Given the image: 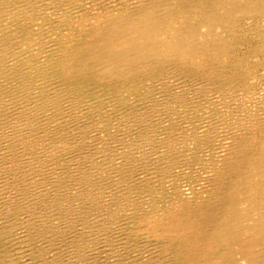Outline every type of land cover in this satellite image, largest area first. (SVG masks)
I'll list each match as a JSON object with an SVG mask.
<instances>
[{
    "label": "rangeland",
    "instance_id": "1",
    "mask_svg": "<svg viewBox=\"0 0 264 264\" xmlns=\"http://www.w3.org/2000/svg\"><path fill=\"white\" fill-rule=\"evenodd\" d=\"M150 1L0 0V264H264V0H170L183 49L85 72Z\"/></svg>",
    "mask_w": 264,
    "mask_h": 264
},
{
    "label": "bare ground",
    "instance_id": "2",
    "mask_svg": "<svg viewBox=\"0 0 264 264\" xmlns=\"http://www.w3.org/2000/svg\"><path fill=\"white\" fill-rule=\"evenodd\" d=\"M169 1L170 0H152L149 2L148 5H143L141 6L136 13H133L131 16L128 15L126 18H128L125 23H123L119 29L117 31V33L121 34L120 35V39L122 44H123V48L121 49V51H117L115 49H111L109 53H107L106 55H100V54H94L93 56H91L92 61L90 60L89 63L84 67L85 68V72L88 69H99V75L97 76L100 79L103 78H108L109 76H112L114 74H117L118 72H123L126 69H128L130 66L132 65H137L139 67H142L143 65H145L144 61H147L148 58H152L155 57L157 60L159 59H164L167 56H169L171 53H174L176 51H179L180 47L184 48V46H181L179 43L175 44L173 42V32H175L177 35V31L176 30H170L169 26L167 25L166 19L167 16L170 13L169 10L171 9L169 7ZM234 1V0H233ZM259 1V0H258ZM2 2V1H1ZM29 2V1H28ZM246 2V1H245ZM3 3V2H2ZM215 3V4H214ZM212 5L216 6V7H220L221 3L220 2H214ZM222 4H226L225 2H222ZM228 6V5H227ZM29 7V6H27ZM250 9H256V5L255 7L253 6V4H251ZM157 8H164L165 12H163L165 15L164 17L160 18L159 22H156V20L153 19V16H151V14L154 12V10H156ZM49 9V8H48ZM218 9V8H217ZM212 10L209 13H204V15L201 17L200 20V24L205 26L206 28H212L215 26L216 23H218V20L221 21V17H223V19L225 20L226 17H231V15L228 13V15L226 14H222L221 17L220 16H216L217 14L215 12L212 11H218V10ZM136 10V9H135ZM9 11V10H8ZM17 11V10H16ZM29 11V10H28ZM31 11V9H30ZM191 10H186V14H188ZM168 13V14H167ZM21 14V13H20ZM51 15V14H50ZM167 15V16H166ZM4 16V15H3ZM125 16V15H124ZM1 17V16H0ZM56 18V17H55ZM23 19V17H22ZM11 20V19H10ZM15 20V19H14ZM25 20V17H24ZM235 20V19H234ZM22 21V20H21ZM59 21V20H58ZM140 21H145L147 23H143L141 25H139ZM16 23V22H15ZM22 23V22H21ZM37 24V23H36ZM1 25V24H0ZM127 27V28H122V27ZM5 27V25H4ZM17 27V26H16ZM28 27V26H26ZM32 28V27H31ZM217 28V27H216ZM219 28V27H218ZM5 29V28H4ZM30 29V28H29ZM8 31V30H7ZM11 31V29H10ZM31 31V29H30ZM18 32V31H17ZM10 33V32H9ZM12 34V33H10ZM35 34V33H34ZM3 35V34H2ZM1 35V36H2ZM6 35V34H5ZM13 36V35H11ZM115 36V35H114ZM13 38V37H12ZM11 38V39H12ZM27 38V37H26ZM42 38V37H41ZM40 38V39H41ZM6 39V38H3ZM1 42V41H0ZM4 42V41H3ZM44 42V41H43ZM12 43V42H10ZM187 44V42H186ZM7 45V44H6ZM2 46V45H1ZM9 46V45H8ZM7 46V47H8ZM187 46V45H186ZM188 47V46H187ZM182 48V49H183ZM4 49V48H3ZM13 49V48H12ZM7 52V51H6ZM5 51H3V53H6ZM10 52V51H9ZM18 52V51H17ZM14 54V53H11ZM32 54V53H31ZM29 55V54H28ZM12 56V55H10ZM18 57V55H17ZM27 60V59H26ZM3 61V59H2ZM103 61V62H101ZM170 61V60H169ZM8 62V61H7ZM171 62V61H170ZM38 63V61H37ZM15 64V63H14ZM23 64V63H22ZM44 64V63H43ZM28 65V64H27ZM260 65V64H259ZM17 66V65H16ZM4 69V68H3ZM4 71V70H3ZM181 71V70H180ZM21 72V71H20ZM26 72V71H25ZM167 72V71H166ZM256 72V71H255ZM170 73V72H169ZM179 73V72H178ZM5 75V74H3ZM253 76V75H252ZM9 78V77H8ZM11 78V77H10ZM20 78V77H19ZM182 79V78H181ZM178 80V79H177ZM208 80V79H207ZM206 80V81H207ZM38 81V80H37ZM11 82V81H10ZM214 82V81H213ZM8 83V82H7ZM56 83V82H55ZM231 83V82H230ZM57 84V83H56ZM147 84V83H146ZM213 84V83H211ZM28 85V84H27ZM206 85V84H205ZM247 85V84H246ZM210 86V85H209ZM227 86V84H226ZM245 86V85H244ZM7 88V87H6ZM22 88V87H21ZM217 88V87H216ZM220 88V87H219ZM218 88V89H219ZM252 89V88H251ZM248 89V90H251ZM223 90V89H222ZM240 90V89H239ZM22 91V90H21ZM71 91V90H70ZM211 91V90H210ZM225 91V90H224ZM6 92V91H5ZM220 92V91H219ZM205 93V92H204ZM225 93V92H224ZM232 93V92H231ZM2 94V93H1ZM19 94V93H18ZM208 94V93H206ZM217 94V93H216ZM5 95V94H3ZM63 95V94H62ZM219 95V93H218ZM224 95V94H223ZM20 96V94H19ZM30 96V95H29ZM25 97V96H24ZM71 97V96H70ZM4 98L5 97H1ZM49 98V97H48ZM7 99V98H6ZM30 99V98H29ZM11 100V99H10ZM18 100V99H17ZM53 100V99H52ZM1 101V100H0ZM3 101V100H2ZM6 101V100H5ZM27 101V100H26ZM33 101V100H32ZM63 101V100H62ZM45 102V101H44ZM52 102V101H51ZM49 103V102H48ZM70 103V102H69ZM5 104V103H4ZM33 104V103H31ZM35 104V103H34ZM39 104V103H38ZM2 105V104H0ZM9 105V104H8ZM29 105V104H28ZM32 106V105H31ZM30 106V107H31ZM45 106V105H44ZM49 107V106H48ZM63 107V106H61ZM93 107V106H92ZM117 107V106H116ZM9 109V107H7ZM18 108H20L18 106ZM38 108V107H36ZM50 109V108H49ZM58 109V108H56ZM28 110V108H26V111ZM46 110V109H45ZM63 110V109H62ZM135 110V109H134ZM37 111V110H36ZM50 111V110H49ZM60 111V109H59ZM43 112V111H42ZM57 112V111H56ZM62 112V111H61ZM65 112V111H64ZM16 113V112H15ZM39 113V111H38ZM60 113V112H59ZM19 114V112H18ZM23 114V113H21ZM40 114V113H39ZM62 114V113H61ZM262 114V113H261ZM127 115V114H126ZM18 117V116H17ZM27 118V117H25ZM32 118V117H31ZM19 119V118H18ZM249 119V118H248ZM256 119V118H255ZM35 120V119H34ZM251 120V119H250ZM249 120V121H250ZM21 121V120H20ZM249 123V122H248ZM139 124V123H138ZM24 125V124H21ZM30 127V126H29ZM29 129V128H28ZM245 129V128H244ZM247 129V128H246ZM27 130V129H26ZM31 130V129H29ZM33 131V130H32ZM36 132V131H35ZM17 133V132H16ZM15 134V133H14ZM8 135V134H7ZM250 135V134H249ZM15 136V135H14ZM13 136V137H14ZM31 136V135H29ZM12 137V136H11ZM18 137V136H17ZM40 137V136H39ZM23 138V137H22ZM28 138V137H27ZM42 138V137H41ZM16 139V138H14ZM18 139V138H17ZM99 139V138H98ZM236 139V138H235ZM21 139H19L20 141ZM28 140V139H27ZM81 140V139H80ZM9 141V140H8ZM45 141V140H44ZM21 144V143H20ZM29 144V143H28ZM245 144V143H244ZM15 145V144H14ZM38 145V144H37ZM173 145V144H172ZM17 146V145H16ZM44 146V145H43ZM15 147V146H14ZM30 147V146H29ZM22 148V147H21ZM50 148V147H49ZM179 148V147H178ZM236 148V147H235ZM20 149V148H19ZM32 149V148H31ZM81 149V148H80ZM25 150V149H24ZM45 150V149H44ZM12 151V150H11ZM52 151V150H51ZM239 151V150H238ZM9 152V151H8ZM57 152V151H56ZM25 153V152H24ZM197 153V152H196ZM13 154V152H12ZM27 154V153H26ZM29 154V153H28ZM32 154V153H31ZM30 154V155H31ZM35 154V153H34ZM229 154V153H228ZM8 156V155H7ZM18 157V155H16ZM22 156V155H21ZM4 157V156H3ZM11 157V156H10ZM20 157V156H19ZM24 157V156H23ZM32 157V156H31ZM46 157V156H45ZM48 157V156H47ZM46 157V158H47ZM16 158V157H15ZM27 157H25L26 159ZM29 158V157H28ZM33 159V158H32ZM54 159V158H53ZM178 159V158H177ZM225 159V158H224ZM227 159V158H226ZM229 159V158H228ZM8 158H6V162H7ZM13 160V159H11ZM230 160V159H229ZM255 160V159H254ZM18 161V160H17ZM44 161V160H43ZM42 161V162H43ZM48 161H50L48 159ZM179 161V160H178ZM222 161V160H221ZM3 162V160H2ZM32 163H35L33 161H30ZM40 162V161H39ZM46 163V161H44ZM7 164V163H6ZM11 164V163H9ZM19 164V163H18ZM27 164V163H26ZM31 163H29L30 165ZM4 165V164H3ZM13 165V164H11ZM28 165V164H27ZM58 165V164H57ZM16 166V165H14ZM20 166V165H19ZM12 167V166H11ZM25 167V166H24ZM43 167V166H42ZM45 167V164H44ZM5 168V167H4ZM7 169V168H5ZM13 169V168H12ZM18 169V167H17ZM32 169V167H31ZM49 170V169H48ZM6 171V170H5ZM38 171V170H37ZM42 171V170H41ZM1 172V171H0ZM17 172V171H16ZM19 172V171H18ZM25 172V171H23ZM39 172V171H38ZM43 172V171H42ZM83 172V171H82ZM12 173V172H11ZM21 173V172H20ZM19 173V174H20ZM37 173V172H36ZM126 173V172H125ZM40 174V173H39ZM4 175V174H3ZM11 175V174H10ZM44 175V174H43ZM92 175V174H91ZM9 176V174H8ZM16 177V176H15ZM80 177V176H79ZM84 177V176H83ZM6 178V177H5ZM20 178V177H19ZM32 178V177H31ZM17 179V178H16ZM22 181H23V177H21ZM30 179V177H29ZM83 179V178H82ZM7 180V179H6ZM11 180H13V178H11ZM25 180V179H24ZM76 180V178H75ZM74 180V181H75ZM81 180V179H80ZM118 180V179H117ZM17 184L19 183V179L17 180ZM36 180L34 179V182ZM24 182V181H23ZM32 182V181H31ZM51 182V181H50ZM58 182V181H56ZM77 182V181H76ZM6 183V181H5ZM10 183V182H9ZM33 183V182H32ZM23 184V183H22ZM77 184V183H76ZM86 184V183H84ZM256 184V183H255ZM24 185V184H23ZM12 186V185H11ZM17 186V185H16ZM22 186V185H21ZM35 186V185H34ZM40 186V185H39ZM16 188V187H15ZM13 190V189H12ZM20 190V189H19ZM65 191V190H64ZM121 191V189H120ZM77 193V191H76ZM10 194V193H9ZM83 194V193H82ZM18 196V195H17ZM66 196V195H65ZM13 197V196H12ZM24 197V196H23ZM37 197V196H36ZM78 198V197H77ZM1 199V198H0ZM20 199V198H19ZM6 200V199H5ZM24 200V199H23ZM44 200V199H43ZM79 201H81L79 199ZM67 202V201H66ZM82 202V201H81ZM134 202V201H133ZM17 203V202H16ZM121 203V202H120ZM24 204V203H23ZM82 204V203H81ZM88 204V203H87ZM61 205V204H60ZM86 205V203H85ZM97 205V204H96ZM102 205V204H100ZM136 205V204H135ZM162 205V204H161ZM98 206V205H97ZM124 206V205H123ZM122 206V207H123ZM100 207V206H99ZM23 208V207H22ZM87 208V207H86ZM118 208V207H117ZM60 209V208H59ZM100 209V208H99ZM92 210V209H91ZM98 210V209H97ZM72 211V209H71ZM76 211V210H75ZM73 212V211H72ZM214 212V211H213ZM19 213V212H18ZM219 213V211H218ZM7 214V213H6ZM96 214V213H95ZM141 214V213H140ZM9 215V214H8ZM73 215V214H72ZM85 215V214H84ZM110 215V214H109ZM139 215V214H138ZM114 216V215H113ZM66 217V216H65ZM79 217V216H78ZM61 218V217H60ZM81 218V216L79 217ZM262 218V217H261ZM14 219V218H13ZM18 219V218H17ZM263 219V218H262ZM81 221V220H80ZM36 222V221H35ZM79 222V221H78ZM131 222V221H130ZM71 223V222H70ZM29 224V223H28ZM35 226V225H34ZM74 226V225H73ZM65 227V226H63ZM57 229V228H56ZM38 230V229H37ZM58 230V229H57ZM126 230V229H125ZM99 231V230H98ZM4 232V231H3ZM2 233V232H1ZM18 233V232H17ZM51 234V233H50ZM98 234V233H97ZM127 234V233H126ZM128 235V234H127ZM57 236V235H56ZM126 237V235H125ZM2 238V237H1ZM55 238V236H54ZM114 238V237H113ZM3 239V238H2ZM78 239V238H77ZM123 239V238H122ZM131 239V238H130ZM55 240V239H53ZM57 240V238H56ZM133 240V239H131ZM2 243V242H1ZM53 243V242H52ZM54 244V243H53ZM52 244V245H53ZM125 244V243H124ZM25 247V246H24ZM169 249V247H167ZM203 249V248H202ZM194 250V249H193ZM196 250V249H195ZM82 251V250H81ZM191 251V250H190ZM164 252V251H163ZM193 253V252H192ZM195 253V252H194ZM188 254L187 253V258H188ZM194 255V254H193ZM196 255V254H195ZM198 256L199 253L197 254ZM60 256V255H59ZM202 256V255H201ZM196 257V256H194ZM203 257V256H202ZM205 257V255H204ZM191 258V257H190ZM192 259V258H191ZM200 259V257L198 258V260ZM82 260V259H81ZM188 260V259H187ZM2 262V261H0ZM191 262V261H190Z\"/></svg>",
    "mask_w": 264,
    "mask_h": 264
}]
</instances>
